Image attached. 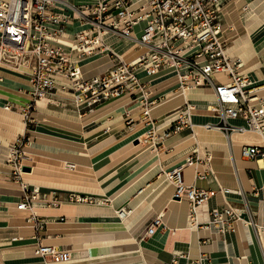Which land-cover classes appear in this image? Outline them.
Instances as JSON below:
<instances>
[{"label": "crops", "instance_id": "1", "mask_svg": "<svg viewBox=\"0 0 264 264\" xmlns=\"http://www.w3.org/2000/svg\"><path fill=\"white\" fill-rule=\"evenodd\" d=\"M81 2L55 1L63 10H54L72 19L65 27L66 36L81 27L67 5ZM218 18L227 55L238 58L240 69L256 83L264 82V0H227ZM142 25L135 26L136 37ZM113 47L128 61L144 50L124 38ZM101 58L98 69L87 73L84 66ZM110 65L109 56L100 53L79 61L85 78ZM29 74L27 67L14 70L0 63V264H264L256 227L248 222L263 227L264 238V167L241 155L243 145L263 147L264 133L232 132L227 138L220 129L205 128L219 121L206 107L216 102L211 88L180 94L170 70L153 77L139 71L151 97L161 98L151 110L152 123L142 120L138 101L127 95L85 108L62 91L36 101L26 117L22 108L31 102ZM184 99L193 104L192 126L182 127L156 146L139 141L152 126L161 135L175 116L169 114ZM6 105L11 108L5 109ZM228 122L244 125L241 119ZM19 137L25 139L23 163L28 168L21 180L40 191L32 211L43 223L41 229L28 219L29 211L16 208L23 191L7 159ZM192 152L200 160L184 164ZM180 165L186 185L214 191L197 207L199 225L194 227L188 222V201L173 197L175 187L162 173ZM197 171L205 172V177L198 178ZM70 194L90 196L94 202L68 201ZM53 196L61 200L59 205L49 204ZM225 207L240 216L232 230L222 233L213 226L203 227L212 209ZM120 208L130 210L122 219L116 213ZM157 215L165 229L145 236ZM39 244L68 250L71 259L64 263L43 259L35 253Z\"/></svg>", "mask_w": 264, "mask_h": 264}, {"label": "built area", "instance_id": "2", "mask_svg": "<svg viewBox=\"0 0 264 264\" xmlns=\"http://www.w3.org/2000/svg\"><path fill=\"white\" fill-rule=\"evenodd\" d=\"M55 1L0 0V63L14 70L30 69L31 102L22 108L24 116L27 117L36 101L56 91L69 93L77 106L85 108L127 95L132 101H138L142 120L149 124L152 123L151 110L161 98L151 97L149 84L142 81L138 73L141 71L145 77H153L167 69L175 75L180 93L200 87L213 90L216 102L210 106V111L219 119L215 126L225 135L246 131L264 133V82L256 83L243 73L240 60L227 55L220 35L218 13L227 0H82L78 5H67L81 24L72 36L65 35V27L72 19L54 10H63L55 5ZM139 24L143 25L136 37L134 28ZM111 38L114 39L109 41ZM122 38L137 43L144 50L133 60H125L113 47ZM99 53L108 55L111 65L101 74L83 77L79 61ZM4 108L11 107L6 105ZM192 109L190 100L184 99L169 114L175 116L161 135L152 126L139 141L156 146L182 127L192 126ZM230 119H241L244 125L233 126L228 122ZM211 126L205 124V128ZM24 140L19 137L10 146L7 162L11 165L13 179L23 191L16 208L29 211L28 219L37 221V227L41 229L43 223L32 211V203L39 199L40 191L21 180L25 171ZM241 155L262 161L264 167V146L243 145ZM199 160L192 152L184 164L196 165ZM205 162L209 163L207 154ZM181 168L182 165L162 173L175 187L173 197L188 201V222L194 227L199 225L197 207L214 191L186 185ZM196 175L203 178L205 172L197 171ZM67 200L94 202L90 196L72 194ZM48 202L57 206L61 200L53 196ZM129 212L126 208L116 211L120 219ZM238 220L240 216L232 207L216 208L210 211V221L203 227L213 226L223 233L232 230L233 222ZM248 222L256 227L264 256L263 227L258 228L251 219ZM158 228L165 229L159 215L147 226L145 236L152 235ZM35 253L43 259L49 257L54 263L71 259L68 250L49 245L39 244Z\"/></svg>", "mask_w": 264, "mask_h": 264}, {"label": "bare ground", "instance_id": "3", "mask_svg": "<svg viewBox=\"0 0 264 264\" xmlns=\"http://www.w3.org/2000/svg\"><path fill=\"white\" fill-rule=\"evenodd\" d=\"M229 10V9H228ZM223 13V12H222ZM219 14V13H218ZM232 15V14H231ZM234 15H236V14H234ZM238 22V21H237ZM101 61H103L102 60V58L101 59H96V61L94 60V62H90V64H87L86 66H84V68L86 69V71H88L87 73H89V71H94V69H98V66H100L101 64ZM89 62V61H88ZM102 69V68H101ZM189 91V92H188ZM195 91V89H192V90H187V91H185V92H188L189 93V95L192 93V92H194ZM201 91V90H200ZM184 92V93H185ZM195 92H197V91H195ZM209 92V91H208ZM181 94V93H180ZM179 94V95H180ZM196 97V96H195ZM210 97V96H209ZM210 106L211 105H207L206 107L208 108V110H210ZM204 107V106H203ZM203 110H206V109H203ZM192 111V110H191ZM175 115V114H174ZM195 116V115H194ZM216 119V118H215ZM204 127H205V125H204ZM210 128H214V129H218L215 125H212ZM207 129H209V128H207ZM233 133H238V132H233ZM225 135V134H224ZM227 138H228V136L227 135H225ZM260 163H262L261 161H260ZM259 164V163H258ZM188 214V213H187ZM118 215V214H117Z\"/></svg>", "mask_w": 264, "mask_h": 264}, {"label": "water", "instance_id": "4", "mask_svg": "<svg viewBox=\"0 0 264 264\" xmlns=\"http://www.w3.org/2000/svg\"><path fill=\"white\" fill-rule=\"evenodd\" d=\"M24 170H28V168L24 167Z\"/></svg>", "mask_w": 264, "mask_h": 264}]
</instances>
